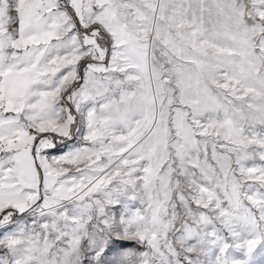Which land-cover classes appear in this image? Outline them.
Instances as JSON below:
<instances>
[{
	"label": "snow or ice",
	"instance_id": "snow-or-ice-1",
	"mask_svg": "<svg viewBox=\"0 0 264 264\" xmlns=\"http://www.w3.org/2000/svg\"><path fill=\"white\" fill-rule=\"evenodd\" d=\"M0 264H264V0H0Z\"/></svg>",
	"mask_w": 264,
	"mask_h": 264
}]
</instances>
